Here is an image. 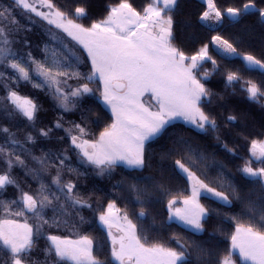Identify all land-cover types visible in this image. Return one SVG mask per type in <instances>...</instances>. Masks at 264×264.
<instances>
[{
  "label": "snow or ice",
  "instance_id": "obj_1",
  "mask_svg": "<svg viewBox=\"0 0 264 264\" xmlns=\"http://www.w3.org/2000/svg\"><path fill=\"white\" fill-rule=\"evenodd\" d=\"M203 4L0 0V264H264V0Z\"/></svg>",
  "mask_w": 264,
  "mask_h": 264
},
{
  "label": "trees",
  "instance_id": "obj_2",
  "mask_svg": "<svg viewBox=\"0 0 264 264\" xmlns=\"http://www.w3.org/2000/svg\"><path fill=\"white\" fill-rule=\"evenodd\" d=\"M105 2H111V0H96V3L99 5H103ZM137 2H139V0H137ZM219 2L222 5H227V4H231V3H236L237 0H219ZM204 4H203V0H186V15L182 16L181 19L187 18L190 19L193 27L186 29V35L188 37L189 40V48L192 47H197L198 46V41L201 39H206V37L208 36V33L205 32L203 29L198 28V26H196V14L203 8ZM245 24H257L258 27V23H257V17L255 15H249L248 17L245 18L244 20ZM229 33H225V35H228ZM217 59H220L219 57H217ZM228 63L227 61H221V64H226ZM230 67H238V68H242V64L240 61H234L232 64H229ZM248 75H250L252 78L254 79H259V72L258 71H253L250 73H247ZM221 79V77L217 76L214 77V82H219ZM223 86L221 85V88ZM41 99L44 100L46 99L43 94H40ZM233 100H238L239 97H234L231 98ZM45 109L47 110L45 112V117L46 119L50 120L55 116V111L52 109L51 105L49 103H45L44 104ZM257 119H258V115L257 114H253ZM66 119H72L71 116H66ZM161 219L163 218L162 215L160 217ZM231 228L226 227L225 232H229L231 231ZM93 235H96V233H93ZM219 240L221 241H226L227 240V235H221L219 236Z\"/></svg>",
  "mask_w": 264,
  "mask_h": 264
}]
</instances>
